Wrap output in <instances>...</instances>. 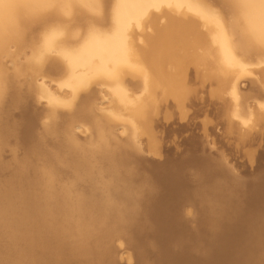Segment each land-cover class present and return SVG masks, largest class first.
Instances as JSON below:
<instances>
[{
  "label": "bare ground",
  "instance_id": "6f19581e",
  "mask_svg": "<svg viewBox=\"0 0 264 264\" xmlns=\"http://www.w3.org/2000/svg\"><path fill=\"white\" fill-rule=\"evenodd\" d=\"M168 5H170V7H166ZM145 14H146L145 20L149 23H152L153 28L151 33H146L144 35L145 37L144 43L142 42V45L138 49L143 56L142 57L140 54V56L142 57L139 58L141 59V63H139V59L137 58L138 61L137 63L135 62L136 65H134V63H132L131 61V59L135 58L133 56L134 54L129 55V52H127L130 46L133 48L132 39L129 40L128 38L129 36L131 37L132 31L131 30L129 31L128 29L129 26L132 24V22H138L139 19L142 18V16H144ZM202 17L204 18L207 17L208 19L214 20L213 25L214 26L217 25L216 30L214 32L209 31L210 28L208 29V27H206L208 30L204 28V30L206 31H202L203 29L201 30V28H199L201 27L200 26L201 23L199 22V20ZM163 18L165 19L164 23L162 24L156 23L158 19H163ZM176 41L185 42V45L180 44V46H186L185 50L187 49L190 51V48H193L192 49L193 51H190L192 52L190 53L192 54L190 56L192 57L193 62L195 61L198 65L201 64L200 66L203 67L204 71H201L203 69H201L200 67L201 72L199 75L201 77L202 75L209 74L215 78L214 80L217 79V85L218 84L220 85L221 83L223 84L224 88L228 90L229 96L226 93L227 92L226 89L224 95L226 97L232 98L233 103H230L232 100H229L230 101L229 103L230 105L232 104L231 107H233L234 105L236 107V108L235 107L232 108L233 110L235 108V111H230L231 107L230 108L227 107V109H230L228 111L235 112L234 114H236L237 117L240 116L239 118L241 120H243L245 117H248L250 113L249 110L250 105L245 103L246 102L245 99L241 96L242 93L241 90L239 89V84L241 82L240 77L243 76L242 72L245 71L244 67L248 64L259 65L257 67L255 66L253 68V71L256 72L257 75L260 74L262 76L261 78L262 81H264V65L262 64L264 63V0H0V104L2 98L5 96L6 89H8L7 86L9 85V83L15 78L21 76H24L23 78L26 77L25 79H27L26 81H28V83L26 84H28V87L31 89L35 101L41 103H43L44 101L43 106L45 105V108L43 110L40 109L34 113H32L31 111V114L29 115L31 117V120L27 122L23 121L20 124L17 123V126H14V128L16 129L18 125L19 126L22 125L21 128L25 126L24 133H27L28 135L32 133L33 124L35 123V121L41 118L42 120H44L45 118L43 122L44 124L43 133L53 136L55 135L57 137H62L60 141H62L63 143H59V148L60 150L62 148H66L65 149L67 151L66 155L68 156V159H66V157L64 156L65 152L64 154L62 153V155L60 152L49 153L47 154L46 157L50 161L54 160L53 162L56 163V166L54 165V163L48 162V160H47V164L45 165H40L41 164L40 162L39 165H36V162H34L35 164L32 165L31 163L32 166L31 168H29L32 170L28 169L29 171L27 172L25 171L26 173L25 172L23 173V170L22 172H20L21 176H23L21 178L24 179L22 183L21 181L19 180L17 181L16 179H14L17 182H12V183L7 182L9 184L5 186V183L2 182L4 180L1 181L2 184L4 183V186H2L1 184L2 187H0V264H33V261L35 260H39L38 262L39 264L42 263L55 264L54 262H56V264H115L116 259L115 256L112 254V251L113 252L116 251V249H114V247L116 246H114L113 239L115 238V236L117 237L118 233H119L118 236L119 237L121 236V238L123 239L122 236L123 233L119 232L122 230H124V233L125 231L128 230V233L131 234L130 236L137 235L138 238H136L137 236L135 237L133 236L134 238L137 239V242L135 243L141 245L142 247L143 246L148 247V245L149 246L153 245V248H155L154 246H156L155 249H157V251L155 252V249H153L155 253L152 256L154 259H156V264H264V254L263 255L258 254V252L260 251L264 252V199L261 200L263 202L259 201L260 203L256 205L260 196L263 195L264 197L263 178L260 181L256 179V181L258 182H255L253 180L255 182L254 185L255 190L253 191L249 190L252 191V193L249 192L250 195L248 194L249 195L247 200L248 203L247 201L244 202L247 203V205L244 208L240 206L242 208L240 209V207H238L237 209V207L235 206V208L237 209L236 211H233L235 210L233 208H232L233 209L232 213H230L229 211L231 210V206H233L231 205V200H232L231 198L233 197L231 195L234 189L236 192L237 189L235 187L232 191H229V193L231 192V195L228 193V195L230 196H228L227 194H226L227 196L224 195V197H231L230 200L227 199L228 201H223V202L218 201L219 202V204L217 205L218 207L217 206L215 207L219 209V210L217 209L218 211H213L215 210L213 209V207H211L213 210L209 212L207 209H205L208 212L207 216L203 215L205 213H203L202 215L206 217V219L205 220L203 219L204 221H199L200 224H198L197 226L195 225V227L194 226L191 227V225L189 227L184 219L185 216H183L182 214L183 210H180V206H178V203L175 206V202H177V200L175 202L173 201L174 202V206L172 207L173 209H171V207L168 206L170 205L171 199L174 200L173 199L174 197L177 199V197H180L181 194L183 195L187 194L188 196L190 195L188 194L187 191V189L190 188H187L184 182V179L186 178L185 175H183L184 179H182L183 177L180 179V177H178L179 175L176 176L177 172L176 174H174L175 172L173 173L171 171L172 169L164 170V168L166 167L164 168L160 167L164 170L162 172L160 169L162 175L158 178L159 175L158 174L156 178L157 180L152 181L149 179H151L152 177L153 179H155L154 176L156 175L152 177L146 176L144 178L141 176L143 173L141 172V174L138 175L137 173L138 170L137 169H136L137 171L134 170L133 169L134 167L131 169L132 170L131 172L126 170L128 174L127 172L126 174L122 172V169L127 168L126 165L128 163L127 162L128 160L125 156L126 152L123 153L122 151L123 150L122 148L126 147L123 145L126 144L121 143L123 147H120L121 144H116V142L114 143L113 140L117 138L116 136L118 134L122 136L125 134L124 136L127 143L130 144L138 152L139 146L137 142L141 141L142 138L138 140L137 134H139V132L141 131L137 133V130L141 128L140 125L142 126L143 124L142 127L146 128L145 131L147 132L151 131L150 124H147L150 127L149 126L148 128L145 127L147 122L146 121L144 124L145 119L147 118V120L149 121L150 117L152 116L150 114H152V112L155 113L157 110L159 111L160 109L159 106H161V103H163L161 101L165 100V98L167 97L166 93L170 92L168 91V88L172 89V87H168L169 83L175 85V82L173 81L174 77L172 76V74L174 75V73H176L179 69L181 71H184V69H181L184 65L182 64L183 66H181L180 68V63L178 61L179 59L177 57L178 55L174 54L176 53L175 50L178 45L177 44L175 46ZM134 47H138V46H134ZM198 49H202L201 50L202 52H199ZM183 52L184 51H182V53ZM164 59L166 60L163 61ZM175 59H178L177 60L178 63L176 62ZM190 59H188V63ZM135 60L133 59V61ZM166 61L170 62L168 63L169 66L172 64L173 61L174 66L171 65L173 69L169 68L168 65L165 66L163 64L166 63ZM182 62L183 61H181V63ZM198 65L196 66L195 64V67L197 68ZM192 66L193 65H191V67ZM188 69H186V71H188ZM195 70L197 71V69ZM165 71L166 73L168 71L169 73L172 72L171 75L167 73L166 77L168 76H172V77L169 78L164 77V74L166 75V73H164ZM202 72L203 73L206 72V74L205 73L202 74ZM178 73L179 72H177V74ZM197 73L195 74L193 71L194 76L193 75L192 76L198 79L199 76H197ZM180 74L181 73H179V75ZM183 74H185V71ZM186 75L189 76L188 74ZM183 77L185 76L183 75ZM203 78L206 79L205 77ZM203 78H201V80L198 81L200 82V84L198 83L199 86L205 84L203 83L201 85V81ZM179 80L181 81V78ZM194 80L195 79H193V81ZM250 80H256V78L251 77ZM176 82L178 83L179 81ZM261 83L263 84V82ZM261 83L260 86L262 85ZM213 84H215V82H213ZM212 85L211 86L209 84L206 85L209 87L208 90L206 89V91L211 90L209 91L210 94L207 92L209 96L213 93L212 91L214 90V88L213 89L211 88ZM195 86L196 88L198 87L197 85ZM195 86H192L193 87L192 89H194ZM223 86L221 85V87L218 89L221 90ZM175 87L177 88V84ZM181 87L184 88V85ZM181 87L178 86V90L181 89L183 91V88ZM188 87L190 86L185 87L184 90L187 89ZM107 88L111 89V92L118 96L117 101H115L116 104H118L117 103L118 100L119 102L121 101L122 103H125L123 102V100L126 101L127 99V94L125 90L129 88H133L135 91L140 90L144 92V96L137 99L135 104L132 105V109H130L132 115L137 116V118L135 117L134 119L133 117H131L133 120L136 119V121H133L132 119L124 120L125 118L123 119L122 116H120L122 118L121 120H118L116 118L114 119L111 116L112 113H108L109 111L105 109L106 102L104 100V97L107 93ZM199 88L201 89V87ZM205 88L206 87H203V89ZM263 88H264V84H263ZM174 90L175 89H173V91ZM190 90L191 89H189V92L187 91V93H192V91ZM177 92L180 93L179 91ZM194 92L196 94V91ZM187 93L185 92V94ZM197 93L200 94L201 92L199 91ZM215 93L221 94L220 92H215ZM251 93L253 95V92ZM171 94L173 95V92ZM175 94L176 93H174V95ZM182 94L183 97L186 98L185 97L186 95L184 96V93ZM199 94L195 95L196 98L202 95V93L200 96ZM204 94L205 92H203V95ZM162 95L164 99L162 97L161 100V98L158 97ZM169 95L170 94H168V96ZM172 95H170V98L173 97ZM195 96L194 98L192 97V99L195 100ZM181 97L182 96H180V98ZM216 98L219 99L218 97ZM229 98H227L226 101ZM158 99H160L161 101ZM198 99H196V102L198 101ZM209 99L210 101H212L211 96L209 97ZM222 99L224 100V97ZM261 99L264 100L263 98ZM157 100L160 103L159 102L156 103ZM166 100L168 101V99ZM174 102L172 100V104ZM263 102L264 101H262L261 105H263ZM164 103L167 102L165 101ZM182 103L180 102L178 103L179 107L183 106L181 105ZM229 103L227 101V105ZM208 104L210 105L211 103ZM166 105L165 107H163L165 108L162 110L163 112L169 110L168 108L171 107L170 105V107L168 106V108H166ZM176 105H174L176 107V110H180L178 109L179 107ZM22 106L25 109L27 108V104H22ZM162 106L164 105L162 104ZM184 107H186L187 109L186 105H184ZM223 108L224 107H222V109ZM255 108L257 107L255 106ZM216 109L214 110V112L213 109L212 110L210 109L209 111L210 112L212 111V113L215 115L216 114L215 111L217 112ZM122 110L125 112L128 111V108H122ZM261 110L262 109H260V111ZM118 111L120 112V110ZM172 111L173 110L171 107V112ZM260 111L257 112V114H259ZM168 112L169 111H167V113ZM206 112L209 113L208 111ZM226 112L227 110L225 109L224 111L225 114H222L223 112L221 113L223 115L222 117L226 115ZM254 112H253L254 119L255 117L257 118L260 116V115H256ZM262 112H264V110ZM186 113L183 112V114ZM156 114L157 113H155V115ZM170 114L172 113L169 112L168 116ZM227 114H229V112H227ZM149 115L150 117H148ZM114 116H116V114ZM181 116L182 114L180 115V117ZM211 116L213 115H209L210 119L212 118ZM156 118H158V116ZM260 119L264 120L263 116H261ZM216 120L213 122L215 123L219 122L218 120L217 121ZM259 120L257 119L255 120V122L256 123L258 122L259 124L253 125V123L251 122L253 127L255 125H257L258 127L260 125L261 120L260 122ZM212 121L210 123H212ZM222 122L223 120L221 121V123ZM137 123L139 124L138 126ZM166 123L164 125H166ZM156 124H157V120H156ZM202 125L204 124L202 123ZM231 127L232 126H230V128ZM168 128L170 129V127ZM77 130L80 131V135H82V133L86 135L87 139H85L86 140L85 142L79 141L77 135V132L79 133V131ZM245 130L243 131L244 133ZM229 131L233 132L231 130ZM249 131L247 132L248 134H250L251 132L252 134L256 132V131L253 132L252 130L251 132ZM143 132H141V134ZM230 132L228 133L227 131V133L230 135L236 133L235 130L233 133ZM243 132L240 131L241 137L244 134ZM145 133L143 135H145ZM38 134L41 135L40 133ZM154 134L156 133L154 132ZM248 134L247 136L250 137V135ZM254 134L253 136H255L257 133L255 135ZM236 135L235 138L234 136H232V140L236 139ZM175 136L178 137L177 135ZM237 138L239 139V137ZM13 139L15 138L13 137ZM121 139L122 138H120V140ZM245 139L244 141L250 142V140H248L249 139L248 137H245ZM229 140L230 138L227 140L228 144L230 143ZM116 141L117 143L120 142V141L118 142V140ZM244 141H242V143ZM255 141L256 140L254 139V142ZM197 142L198 141H196V143ZM249 142L247 143L250 144ZM254 142L251 143L253 144ZM13 143L16 142L14 141ZM146 144L148 146V143ZM234 144L235 143H233V145ZM14 146H16V144ZM14 146L10 148L12 149L14 148ZM245 146L248 148L247 145ZM4 147L6 146H2L1 148ZM150 147L152 146L150 145ZM260 147L263 148L262 146ZM53 149H51V151ZM21 150H24V148L22 149L21 147ZM237 150L234 151L237 152ZM248 150L247 152H249ZM254 150H252L253 155L255 153ZM13 151H16V149ZM15 153L12 152L11 155L14 154L15 157L16 155ZM256 153H261V152L256 151ZM35 155H32V157ZM119 155H124V157L123 156L119 157ZM247 155H251V154L248 153ZM253 155H251L252 158ZM141 156L142 155H140L139 157ZM242 156H244V153ZM18 157L20 158V156ZM191 157L189 159H191ZM0 159L2 160V158ZM11 159H13V156L9 160L11 161ZM185 159H188V157ZM23 160L25 161V159ZM98 160L99 161L101 160V162L96 165L95 163L96 161L98 162ZM132 160L133 159H130V161ZM205 160L207 159L203 158L202 161L198 159L197 162L198 164H201V166L202 164L205 166L206 163ZM208 160L210 161V159ZM218 160H221V158H219ZM143 161H145V159ZM217 161L215 160L216 163ZM102 163L103 166L108 169L109 172L108 176L110 177L107 176L106 173L107 169L104 172L106 175L104 174L103 176L102 174H100L101 171L103 172V170H101L103 168L102 166H100V164ZM194 163L195 161H193V166ZM244 163L245 162L242 163L243 166ZM13 164L11 166H13ZM63 164L64 165L67 164V167L68 166L70 167V168L68 167L67 170L70 169L71 171L70 174L71 173L73 174L72 175L73 178L69 177L70 178L69 179V178H62V176H59L62 175L63 172L62 173L60 171L57 172L56 167L59 168ZM181 164H183V162ZM129 165L132 164L129 163ZM163 165L167 166V163ZM63 166L62 169L64 168ZM146 166H148V170L150 171L152 170L149 169L151 165L150 166L146 165ZM198 166L199 165H197L195 169L199 168ZM215 166L216 167L213 168H211V166L208 165L206 166V168L208 169L207 170L209 174L208 176L205 175L207 172L205 174L203 172L205 177L207 176L206 177L208 178L207 180H210V182L211 181L214 182V184L217 181L215 175L219 173L221 176L224 175L225 177L229 173V172L227 173L226 169L222 167L221 162H220V166L219 165H215ZM251 166L252 165H250V168ZM21 167L23 168L24 166L21 165ZM12 168L13 167H10V169ZM14 168H16V166ZM152 168L154 169L153 166ZM158 169L159 168H157V170ZM8 172L11 171L8 170ZM12 172H14V170H12ZM16 172H17V168H16ZM121 172L123 174H121ZM145 172H147V170ZM156 172L158 173V171L155 170V173ZM198 172H200V170ZM203 174L201 177H204ZM192 175L194 176L196 175V173L195 174L192 173ZM105 176H107V178H104ZM236 176L237 175L233 177H235V179H238L236 178ZM7 177L5 178L8 179ZM10 177L11 176H9V178ZM189 177L187 178L188 182H190L191 180ZM231 177L232 176H229V179ZM218 179L221 178L218 177ZM195 180L197 182V179ZM239 180L242 181V178ZM86 181L88 182L86 183L88 184L87 189L80 187L82 185H79V183L82 182V184H84ZM198 181H200V179ZM204 181L201 182H204L203 184H206L207 182L206 179ZM210 182H208V184ZM218 183L221 184L220 182ZM227 183L229 184L228 181ZM230 183L232 182L230 181ZM214 184H212L213 186L210 185L209 187H213L211 189H214L215 186ZM219 184L217 185L216 183V186H219ZM246 184L248 185V183ZM200 185H202V183ZM247 185H243V188L246 187ZM252 186L253 185H250L248 188L250 189V187ZM223 187L226 188L225 186ZM193 188L195 189V187ZM217 189L220 188L218 187ZM217 189H215L216 193L218 194V196H221L223 192L220 190V193H218ZM245 189L247 188H244L243 190L245 191ZM206 190L208 189L206 188ZM171 191L173 192L172 194L170 193ZM224 191L228 192V190H224ZM201 193L203 192L201 191ZM208 193L211 194L210 191H208ZM241 193L244 194V192ZM187 195H184V199ZM209 196L208 198L210 199ZM211 196L212 198L213 197L215 198V202L216 199H219L217 198L218 196L216 194ZM242 196L243 195H241V197ZM203 197H205V195ZM208 198L206 199V201L208 200ZM236 198H240V197L236 196ZM142 199L143 200L145 199L147 201L145 205L146 207H149V209H151L150 213L148 212L149 217L147 218L149 220L148 221L149 224L152 223V221L155 222L154 229L152 230L150 227V230L152 231L151 234L149 229H147L149 227L148 226L149 224L147 226L145 225L146 230L145 232L143 231L144 233L142 232V228H143L142 225L144 224L138 225L139 224L138 223L136 226L134 225L135 218H137V215L140 212L137 207H139L140 204L142 205L143 203V202L141 203ZM197 199L198 198L196 197L195 200ZM137 201H140V204L139 202L137 204L136 203ZM190 201H192V199H190ZM173 202H171V204ZM235 203L236 202H234V205ZM143 206L141 208H143ZM187 207L185 206L186 209ZM168 208H170L171 211ZM196 208L199 209L201 207L199 206ZM211 208H209V210ZM144 209L147 210L148 208H144ZM198 209H196L197 212H199ZM187 210H191V208L188 207ZM141 213L143 212L141 211ZM194 217L195 216L193 215L192 218ZM197 219H199V217ZM200 220H202V217L200 218ZM200 230H202L204 234ZM146 231L147 234L149 231V236H146L145 234ZM198 232H200V234H198ZM127 234L126 235L123 234V235L127 237ZM130 236L128 237L130 238ZM131 241L130 242L128 241L129 243L126 245H130V243L133 244V240ZM260 241L261 243L257 244ZM53 244H55L54 245L55 248L56 246H58V249L60 248V250L56 252L49 251V247L50 246L52 247ZM174 246L175 247L177 246L178 248L174 250L173 249ZM116 248H118V246ZM134 248L139 249L140 247L137 248L134 247ZM151 250H152V246H151ZM137 251L135 252L136 254L140 252L139 251L137 253ZM141 252L144 253L143 251ZM256 253L259 256H261V258L263 259H259L260 257L258 258V255L257 257L253 256ZM136 254L134 256H136ZM148 254L149 253H146L145 255L142 254V256H138L139 258L135 257L136 260L137 259L139 260L138 264H148V262L150 264L153 258L149 260V257L151 256H149ZM245 254H248V256L251 255L253 257L250 258V260L247 258L246 259L247 261H244L243 257L245 258ZM35 262L37 263V261Z\"/></svg>",
  "mask_w": 264,
  "mask_h": 264
},
{
  "label": "rangeland",
  "instance_id": "374dc122",
  "mask_svg": "<svg viewBox=\"0 0 264 264\" xmlns=\"http://www.w3.org/2000/svg\"><path fill=\"white\" fill-rule=\"evenodd\" d=\"M166 7H170V5H168V6H166ZM145 17H146V14L144 15V16H142V18H140L139 19V21L138 22H132V24L129 26V31L131 30L132 31V34H131V37L129 36L128 38H129V40H131L132 39V44H133V48L130 46L129 48H128V50H127V52H129V55H131V54H134L133 56L135 57V58H133L135 61H133V59H131V61H132V63H134V65H136L135 64V62L137 63V58L139 59V58H142L143 56H142V53L141 52H139V47L142 45V42L144 43V40H145V37H144V35L146 34V33H151L152 32V28H153V24L152 23H149V22H147L146 20H145ZM207 17H202V18H200V20H199V22L201 23L200 24V26L201 27H199V28H201V30L202 31H206V30H204V28L205 29H207L206 27H208V29H209V31H211V32H214L215 30H216V23H215V25L216 26H214L213 24H214V20H211V19H206ZM164 21H165V19L163 18V19H158V21L156 22L157 24H162V23H164ZM210 25V26H209ZM215 29H214V28ZM207 29V30H208ZM182 41V40H181ZM181 41H176V44H175V46L177 45V47H176V50H175V52L176 53H174L175 55H178L177 57H178V59H175L176 60V62H177V60L179 61V63H180V68H181V66H183L181 69H184V71H185V74H183L184 73V71H181L180 69V71L178 70L177 72H179V73H181L180 75H179V73L177 74V72L176 73H174V75L172 74V72H170L169 73V71L167 72L168 74H172V76L174 77V79L173 78H170V79H173V81L175 82V85L173 84H171V83H169V86L168 87H172V89L171 88H168V91H170L168 94H170V95H172L171 93L173 92V97L175 98H173V97H171L170 98V95L168 96V94L166 93V95H167V97L165 98V100H163V101H161L162 100V97H163V95L162 96H160V97H158V98H161V100L160 99H158V100H160L161 102H163V103H161V106H162V104L164 105V106H159V108L161 109H159V111L157 110L155 113H157L156 115H155V113L154 112H152V114H150V115H152L153 116V113H154V116L152 117H150V115L148 116V117H150V119H149V121L151 120V118H152V120L149 122L148 120H147V118L145 119V121H144V124H145V122L147 121V122H149V123H147L146 122V125L147 124H150L151 125V127L149 126V125H145V127H147L148 128V126L151 128V131H149V132H147V131H145L146 130V128H144V127H142L143 126V124H142V126L140 125V127L141 128H139V129H142V130H139L138 129V127H137V133L139 132V131H141V132H143L142 134H141V132H139V134H137V137H138V140L140 139V138H142L141 139V141H138L137 143H138V146H139V150H138V152H137V150H135L130 144H128L127 143V141L125 140V134L122 136V135H117L116 137V139H114L113 140V142L115 143L116 142V144H121V143H123V144H126V145H123V146H126L125 148L122 146V144H121V146L120 147H123L122 149V151H123V153L124 152H126L124 155L126 156V158H127V165H126V167L128 168H125V169H122V172L123 173H125L126 174V170H128L129 172H131L132 170V168L134 169V170H136L137 171V173H138V175H140L141 174V172L143 173L141 176L142 177H152V176H154V175H156V176H154V178L155 179H153V177L151 178V179H149V180H157L156 178H157V175H158V178L162 175V172L166 169V170H169V169H172L171 171L174 173V174H176V172H177V174H176V176L177 175H179L178 177H180V179L182 178V179H184V176L183 175H185L186 176V178L184 179V182H185V184H186V186H187V188H190V189H187V191H188V194H190L189 196L187 195V194H184V195H187L186 197H185V199H184V195L183 194H181L180 195V197H182V198H180V197H177V199L174 197L173 199L174 200H172L171 199V201H170V205H168L169 207H171V209H173L172 207L174 206V202L177 200V202H175V206H176V204L178 203V206H180V210H183V212H182V214H183V216H185L186 218H187V220H186V218L184 217V219H185V221H186V223H187V225L190 227V225H191V227H195V225L197 226L198 224H200L199 223V221H204L205 219H206V217H204L205 215L207 216V213L209 212V211H211V210H213V209H215V210H213V211H218L219 209L218 208H215L218 204H219V202H223V201H228V200H230V198L231 197H224V195L225 196H227L228 195V193H229V191H232L235 187H236V189L237 190H243L244 188H247L248 189V191H247V189H245V191L243 190V191H240V193L241 192H244V194H246V195H244V194H240L239 193V191H237L236 190V192H235V189L232 191L233 193H232V195H231V192L229 193L231 196H233L231 199V205H233V206H231V210H229L230 211V213H232V210L233 209H235V210H233V211H236L237 209H238V207H240V206H242L243 208L247 205V203H248V196L250 195V193L249 192H251L252 193V191L253 190H255V182H258V181H260L262 178L264 179V152H262V151H264V129H262V128H264V123H263V119H260L261 118V116H263V118H264V114H262V113H264V112H262L263 110H264V102H263V105H261L262 104V101H264V100H262L261 98H263L264 99V88H263V84H264V81H262V76L260 75V74H258L257 75V73L256 72H254L253 71V68L256 66H259V65H255V64H248V65H246L244 68H245V71L244 72H242V74H243V76H241L240 77V84H239V89L241 90V93L243 94H241V96L245 99V103H247L248 105H250L249 106V110H250V113H249V116L248 117H245L243 120H241L239 117H237V115L236 114H234L235 112H230V111H235V105L233 106V107H235L234 108V110L232 109L233 107H231L232 106V104L230 105V103H233V100H232V98H229V97H226L224 94H225V91L227 90L226 88H224V86H223V84H221L220 83V85L218 84L217 85V79L216 80H214L215 78L213 77V76H211V75H209V74H207V75H202V77L199 75L200 74V72L201 71H204V69H203V67L202 66H200L201 64H197L195 61L193 62V59H192V57L190 56V55H192V54H190V53H192V52H190V51H193L192 49L193 48H190V51L189 50H185V48H186V46H180V44H183V45H185V42H181ZM134 46H138V47H134ZM180 47V48H179ZM137 48V49H136ZM199 50V52H202L201 50L202 49H198ZM197 50V51H198ZM137 51V52H136ZM182 51H184L183 53H182ZM189 51V52H188ZM187 53H189V54H187ZM194 53V52H193ZM140 54H141V56H140ZM195 54H197V53H195ZM184 56V57H183ZM185 56H186V58H185ZM191 58V59H190ZM188 59H190V61H191V63H190V61H189V63H188ZM166 59H164L163 61H165ZM162 61V62H163ZM181 61H183V62H186V63H181ZM193 62V63H192ZM139 63H141V59H139ZM167 63V64H166ZM166 63H163L165 66H167L168 65V63H170V62H167L166 61ZM178 63V62H177ZM187 63H188V65H187ZM174 63H173V61H172V64L171 65H173ZM183 64V65H182ZM195 64H196V66L198 65V67L196 68L195 67ZM263 65H264V63H262ZM171 65L169 66V68H172L171 67ZM187 65V66H186ZM191 65H193L192 67L194 68H192L191 67ZM174 66V65H173ZM185 66H186V69H188V71H186V69H185ZM192 68V70H191V68ZM200 67H201V69H203V70H201L200 71ZM173 69V68H172ZM195 69H197V71L195 70ZM198 69H199V71H198ZM193 71H194V73L196 74L197 72H199V73H197V76H199V80L197 79V78H194L193 76ZM190 74H189V73ZM192 72V73H191ZM164 73H166V71L164 72ZM167 73H166V75L164 74V77H166L167 76ZM205 74H206V72H204ZM203 72H202V74H204ZM175 74H176V77H175ZM186 74H188L189 76H187ZM178 75H179V77H178ZM182 75V76H181ZM183 75L186 77H183ZM193 75V76H192ZM172 76H168V77H166V78H169V77H172ZM181 76V77H180ZM209 76V77H208ZM24 76H21V77H18V78H15V79H13L10 83H9V85L7 86V88L8 89H6V93H5V96L2 98V101H1V104H0V158H2V160L0 159V164H3V165H0V187H2V186H4V183H5V186L7 185V184H9V183H12V182H17L18 180L19 181H21V183H22V181H24V179L23 178H21V177H23V176H21V174H20V172H22V170H23V173L26 171H29V170H32V169H29V168H31V166L32 165H34L35 163L34 162H36V165H39L40 163V165H45V164H47V160H48V158L46 157L47 156V154H49V153H58V152H60L61 153V155H62V153L64 154V152H65V154H64V156L66 157V159H68V156L66 155L67 154V151L65 150L66 148H62L61 150H60V148H59V143H63L62 141H60V139H62V137H57V136H53V135H49V134H46V133H43V126H44V124H43V122H44V120H45V118H44V120H42V118L41 119H38V120H36L35 121V123L33 124V128H32V133L31 134H28L27 135V133H24L25 132V126L23 127V128H21V126H19L18 125V127L15 129L14 128V126H17V123H21V122H23V121H30L31 120V117L29 116L30 114H31V111H32V113H34V112H37L38 110H43L44 108H45V105L43 106V103H44V101H43V103H41V102H37V101H35V98H34V95H33V93H32V91H31V89L28 87V84H26V83H28V81H26L27 79H25V78H23ZM183 77V78H182ZM203 77H205L206 79H204ZM207 77H208V80H207ZM251 77H254V78H256V80H250V78ZM177 78H178V80H177ZM181 78V81L179 80ZM192 78V79H191ZM201 78H203L202 79V81H201V85L203 84V83H205V84H203L202 86L203 87H206L205 89H203V87L202 86H199V84H200V82H198V81H200L201 80ZM190 79V80H189ZM193 79H195L194 81H193ZM16 80V81H15ZM187 80V81H186ZM204 80V81H203ZM22 81V82H21ZM176 81H179L178 83L176 82ZM184 81V82H183ZM188 81H189V83H188ZM190 81H191V83H190ZM207 81V82H206ZM15 82H17V83H15ZM20 82V83H19ZM187 82V83H186ZM213 82H215V84L217 85V86H219V87H217L215 84H213ZM252 82V83H251ZM261 82H263V84L261 83ZM180 83H182L183 85H184V88L185 87H187V86H190V87H188L187 89H185L184 90V88L183 87H181V86H183L182 84H180ZM185 83V84H184ZM199 83V84H198ZM209 84L210 86L212 85V89L214 88V90L212 91L213 93L210 95L211 96V100L212 101H210V99H209V91H211V90H209V91H206V89L208 90V86H206L207 84ZM219 83V82H218ZM260 83L262 84L261 86H260ZM20 84V85H19ZM176 84H177V88L175 87L176 86ZM187 84V85H186ZM193 84V85H192ZM197 85L198 87L196 88V86L195 85ZM13 85V86H12ZM172 85V86H171ZM221 85L223 86L222 88H221V90L220 89H218V88H220L221 87ZM178 86H180L181 88H183V91L181 92L180 90H178ZM192 86H195V88L194 89H192L193 87ZM217 87V89H216V87ZM18 87V88H17ZM175 87V88H174ZM199 87H201V89L199 88ZM256 87H258V88H256ZM259 87H261V88H259ZM224 88V89H223ZM256 88V89H255ZM171 89V90H170ZM173 89H175L176 90V92H175V90L173 91ZM189 89H191L190 91H192V93H187V91L189 92ZM200 89V90H199ZM226 89V90H225ZM262 89V90H261ZM187 90V91H186ZM215 90H218V91H215ZM10 91H11V93H10ZM172 91V92H171ZM177 91H179L180 93H178ZM194 91H196V94H199V93H197V92H201L202 93V95H201V93L199 94V96L200 97H198V98H196V94H195V92ZM243 91H246V92H243ZM262 91V92H261ZM125 92H126V94H127V99H126V101L125 100H123V102H125V103H122L121 101V103L119 102V100H118V104H116L115 103V101H117V99H118V96L116 95V94H114V93H112L111 92V89H108L107 88V93H106V95H105V97H104V100H105V102H106V110L107 111H109L108 113H112V117L115 119H118V120H121L122 118L124 119V120H128V119H132L131 117H133V119L136 117L137 118V116H134V115H132V113L130 112V109H132V105L133 104H135V102H136V100L137 99H139L140 97H142V96H144V92H142V91H138V90H134L133 88H129V89H127V90H125ZM185 92L187 93V94H185ZM203 92H205V96L203 95ZM209 94H208V93ZM215 92H220L221 94H219V93H215ZM251 92H253V95H252V93ZM174 93H176V94H178V95H174ZM182 93H184V96L186 97V98H184L183 97V94ZM207 93V94H206ZM227 95H228V90H227ZM19 96H18V95ZM195 94V95H194ZM215 96H214V95ZM246 94V95H245ZM248 94V95H247ZM22 95V96H21ZM188 95V96H187ZM192 96L193 98H194V96H195V100L194 99H192V97H190V96ZM207 95V96H206ZM216 95H218V96H216ZM180 96H182L181 98H180ZM202 96H204V97H202ZM229 96V95H228ZM245 96V97H244ZM250 96V97H249ZM176 97H178V98H176ZM202 97V98H201ZM213 97H214V99H213ZM216 97H218L219 99H217ZM224 97V100L222 99ZM230 97H231V95H230ZM259 99H258V98ZM189 98V99H188ZM203 98H205V99H203ZM221 98V99H220ZM227 98H229L227 101H228V103L230 102L229 100H232L228 105H227V101H226V99ZM163 99H164V97H163ZM166 99H168V101L166 100ZM170 99H172L173 100V104H172V100H170ZM177 99V100H176ZM196 99H198V103L196 102ZM203 99V100H202ZM157 100V102L156 103H158L159 101ZM192 100V101H191ZM200 100H201V102H200ZM220 100V101H219ZM222 100V101H221ZM167 102V103H164V102ZM188 101V102H187ZM190 101V102H189ZM208 101H210V102H208ZM259 101V102H258ZM34 102V103H33ZM182 103L181 105H183L182 107H184V105H186L187 106V109H186V107H184V108H182L181 106V108L179 107V105H178V103ZM184 102H186V103H184ZM222 102H224V103H222ZM226 102V103H225ZM13 103H14V105H15V108H14V105H13ZM27 104V108L25 109L23 106H22V104ZM32 103V104H31ZM116 105H115V104ZM119 103H120V105H119ZM160 103V102H159ZM170 103V104H169ZM191 103V104H190ZM194 103V104H193ZM202 103H204V104H202ZM208 103H211L212 104V106H211V104L209 105ZM214 103V104H213ZM219 103V104H218ZM259 103H260V106L262 107H260L259 106ZM167 104V105H166ZM169 104V105H168ZM177 104V105H176ZM201 104V105H200ZM215 104H216V106H215ZM225 104V105H224ZM254 104H256V105H254ZM258 104V105H257ZM9 105V106H8ZM114 105V106H113ZM157 105V104H156ZM155 105V106H156ZM165 105H166V108H168V106L170 107V105H171V107H172V112H171V107L170 108H168L169 110H166L165 112H163L162 110L163 109H165V108H163V107H165ZM174 105H176V106H178L179 108L178 109H180V110H176V107L174 106ZM193 105V106H192ZM206 105H208V106H206ZM227 105V106H226ZM230 105V106H229ZM252 105V106H251ZM254 105V106H253ZM12 106V107H11ZM116 106V107H115ZM157 106V107H158ZM190 106V107H189ZM198 106V107H197ZM221 106V107H220ZM255 106L257 107V108H255ZM116 109H115V108ZM120 107H122V108H128V111H123L122 110V108H120ZM189 107V108H188ZM207 107H209V108H207ZM217 110V112H219V113H217L216 111H215V115L212 113V111L210 112L209 110L211 109H213V112H214V108ZM218 107H220V108H218ZM222 107H224L223 109H222ZM227 107L228 108H230L231 107V110L230 109H227ZM193 108V109H192ZM252 108H253V110H252ZM259 108V109H258ZM5 109V110H4ZM120 110V112L118 111V110ZM155 109V108H154ZM208 111L209 113H207L206 111ZM208 109V110H207ZM220 109V110H219ZM225 109L227 110V112H229V114H227V112H226V118H225V116L224 117H222L223 115L222 114H225L224 113V111H225ZM254 109H256V110H254ZM258 109V110H257ZM260 109H262L261 111H260ZM127 110V109H126ZM176 110V111H175ZM187 110H188V112H187ZM203 112H202V111ZM224 110V111H223ZM228 110H230V111H228ZM153 111H155V110H153ZM167 111H169L170 113H172V114H170L169 116H168V113H167ZM191 111V112H190ZM201 111V112H200ZM206 113H205V112ZM255 111V112H254ZM260 111V113L262 114H257V112H259ZM10 112V113H9ZM19 112V113H18ZM127 112V113H126ZM161 112H163V113H161ZM174 112V113H173ZM178 112V113H177ZM183 112L184 113H186V114H183ZM223 112V113H222ZM253 112L256 114V115H260L259 117H255V119L253 118L254 117V115H253ZM28 113V114H27ZM203 113H204V115H203ZM222 113V114H221ZM2 114V115H1ZM10 114V115H9ZM116 114V116H114V115ZM159 114V115H158ZM165 114V115H164ZM174 114V115H173ZM179 114V115H178ZM182 114V116L180 117V115ZM161 115V116H160ZM167 115V116H166ZM173 115V116H172ZM193 117H192V116ZM209 115H213V116H211L212 118L210 119V117H209ZM218 115V116H217ZM220 115V116H219ZM120 116H122V118L120 117ZM158 116V118H156ZM163 116V117H162ZM178 116V117H177ZM185 116H186V118H185ZM195 116V117H194ZM200 116V117H199ZM229 116V117H228ZM252 116V117H251ZM117 117H120V118H117ZM154 117H155V119H154ZM168 117V118H167ZM173 119H172V118ZM213 117H214V119H213ZM218 117V118H217ZM222 117V118H221ZM15 118V119H14ZM171 118V119H170ZM178 119V120H176V119ZM194 118V119H193ZM196 118H198V119H196ZM216 118H217V120L219 121V122H213V121H215L216 120ZM220 118H221V120H220ZM230 118V119H229ZM132 119V120H133ZM163 119V120H162ZM165 119V120H164ZM167 119V120H166ZM169 119V120H168ZM180 119V120H179ZM183 119V120H182ZM212 119H213V121H212ZM254 119V120H253ZM261 120V122L263 123H261L260 122V120H259V122H260V127H262V128H260L259 126L257 127V125H255L254 127H256V128H254L253 127V125L254 124H259L258 122L256 123L255 122V120ZM3 120H5V121H3ZM132 120H129V121H132ZM156 120H157V124H156ZM187 120V121H186ZM216 120V121H217ZM223 120V122L221 123V121ZM225 120V121H224ZM230 120V121H229ZM255 122H253V121ZM263 120V121H262ZM5 122V123H3V122ZM133 121H136V119L135 120H133ZM137 121H138V119H137ZM163 121V122H162ZM192 121V122H191ZM212 121V123H210ZM2 122V123H1ZM40 122V123H39ZM167 122V123H166ZM182 122V123H181ZM236 122H238V123H236ZM251 122L253 123V125L251 124ZM154 123V124H153ZM166 123V125H164ZM194 123V124H193ZM202 123L204 124V125H202ZM4 124H5V126H4ZM141 124V123H140ZM217 126H216V125ZM233 124V125H232ZM262 124V125H261ZM26 125V124H25ZM42 125V126H41ZM139 124L137 123V126H138ZM156 125V126H155ZM160 125V126H159ZM174 125V126H173ZM175 125H178V126H175ZM181 125V126H180ZM188 125V126H187ZM206 125V126H205ZM213 125H215V126H213ZM236 125H238V126H236ZM249 125H251V126H249ZM11 126V127H10ZM155 126V127H154ZM166 126V127H165ZM205 126V127H204ZM211 126V127H210ZM219 126V127H218ZM230 126H232L231 128H230ZM234 126H235V128H234ZM36 127H38V128H36ZM154 127V128H153ZM164 127V128H163ZM168 127H170V129L168 128ZM208 127V128H207ZM226 127V128H225ZM252 127H253V129H252ZM7 128V129H6ZM144 128V129H143ZM156 128V129H155ZM163 128V129H162ZM231 130V131H233L234 132V130H235V132L236 133H233V132H230L229 130ZM234 128V129H233ZM34 129H36V130H34ZM152 129H153V131H152ZM159 129V130H158ZM173 129V130H172ZM192 129V130H191ZM208 129V130H207ZM211 129V130H210ZM237 129V130H236ZM246 129V130H245ZM258 129H259V131H258ZM12 130V131H11ZM24 130V131H23ZM39 132H38V131ZM148 130V129H147ZM150 130V129H149ZM155 130V131H154ZM192 131V132H190V131ZM220 130V131H219ZM245 130V133H246V135H245V133L243 132ZM249 132H251V130L254 132V131H256V132H254L255 134L257 133H259L258 135L259 136H261V137H259L257 134L255 135L254 133V135L255 136H253V134H252V132L250 133V134H248L247 132L248 131ZM77 131H79V130H77ZM172 131H174V132H172ZM227 131H228V133L230 132V133H233V135L232 136H234V138H235V135H236V139H234V140H232V136L230 135V134H228L227 133ZM240 131H242L244 134L243 135H245V136H243L242 135V137H241V133H240ZM247 131V132H246ZM13 132V133H12ZM146 132V133H145ZM154 132L156 133V134H154ZM167 132V133H166ZM170 132H172V133H170ZM186 132V133H185ZM188 132H190V133H188ZM217 132V133H216ZM238 132V133H237ZM4 133V134H3ZM9 133V134H8ZM15 133V134H14ZM38 133H40L41 135H39ZM145 133V135H143ZM178 133V134H177ZM203 133V134H202ZM227 133V134H226ZM2 134V135H1ZM123 134V133H122ZM141 134V135H140ZM161 134V135H160ZM170 134V135H169ZM180 134V135H179ZM182 134V135H181ZM235 134V135H234ZM247 134L248 135H250V137H251V134H252V137H251V139L253 140H251L250 139V137L249 136H247ZM23 135V136H22ZM40 137H39V136ZM77 135H78V139H79V141L80 142H85L86 140L85 139H87L86 138V135L84 134V133H82V135H80V131H79V133L77 132ZM139 135V136H138ZM143 135V136H142ZM156 135V136H155ZM175 135H177L178 137H176ZM228 137H226V136ZM239 135V136H238ZM10 136V137H9ZM16 136V137H15ZM37 136V137H36ZM42 136V137H41ZM146 138H145V137ZM174 137V139H173V137ZM186 136V137H185ZM230 136V137H229ZM13 137L15 138V139H13ZM20 137V138H19ZM39 137V138H38ZM57 137V138H56ZM124 137V138H123ZM148 137V138H147ZM237 137H239V139L237 138ZM244 137V138H243ZM245 137H248L249 139L248 140H250V142L249 141H244V139H245ZM255 137V138H254ZM7 138H8V140H7ZM29 138V139H28ZM120 138H122L121 140H120ZM160 138V139H159ZM177 138V139H176ZM212 138V139H211ZM221 138V139H220ZM225 138V139H224ZM230 138V140H229V144H228V139ZM260 138H261V140H260ZM263 138V139H262ZM28 139V140H27ZM31 139V140H30ZM35 141H34V140ZM146 139V140H145ZM169 139V140H168ZM170 139H171V141H170ZM176 139V140H175ZM183 139V140H182ZM192 139V140H191ZM237 139H238V141H237ZM254 139L256 140L255 142H254ZM13 140V141H12ZM18 140V141H17ZM24 140H25V142H24ZM27 140V141H26ZM116 140H118V142L119 143H117V141ZM163 140V141H162ZM173 140V141H172ZM175 140V141H174ZM227 142H226V141ZM246 140V139H245ZM263 140V141H262ZM3 143H2V142ZM16 142V143H13V142ZM125 141V142H124ZM162 141V142H161ZM168 141V142H167ZM178 141V142H177ZM185 141V142H184ZM196 141H198L197 143H196ZM206 141V142H205ZM242 141H244L243 143H242ZM9 142V143H8ZM172 144H171V143ZM174 142H176V143H174ZM214 142V143H213ZM217 142V143H216ZM247 142H249L250 144H252L251 142H254L252 145H250V144H248ZM258 142V143H257ZM13 145H12V144ZM17 143H18V145H17ZM23 143V144H22ZM40 143V144H39ZM139 143H140V145H139ZM146 143H148V146H147V144ZM152 143V144H151ZM161 143H163V144H161ZM167 143V144H166ZM184 143V144H183ZM195 143V144H194ZM205 143V144H204ZM233 143H235L234 145H233ZM246 143V144H245ZM257 143V144H256ZM261 143V144H260ZM16 144V146H14ZM23 146H22V145ZM35 144V145H34ZM38 144V145H37ZM142 144V145H141ZM146 144V145H145ZM152 146V147H150V145ZM171 146H170V145ZM8 145V146H7ZM42 145V146H41ZM129 147H128V146ZM145 145V146H144ZM168 145V146H167ZM183 145V146H182ZM194 145V146H193ZM196 145V146H195ZM202 145H204V146H202ZM223 145V146H222ZM238 145V146H237ZM245 145H247L248 146V148L245 146ZM262 146L263 148H261L260 146ZM2 146H6V147H4V148H1ZM14 146V148L16 149V151H13V150H15L14 148H10V147H13ZM32 146H34V147H32V149H31V147ZM38 146V147H37ZM44 146V147H43ZM47 146V147H46ZM142 146H143V148H142ZM155 146V147H154ZM176 146V147H175ZM183 148H182V147ZM187 146V147H186ZM217 146V147H216ZM231 146V147H230ZM245 148H244V147ZM21 147H22V149L24 148V150H21ZM28 147V148H27ZM37 147V148H36ZM53 149L52 151H51V149ZM58 147V148H57ZM174 147H175V149H174ZM197 147V148H196ZM252 147V148H251ZM262 149H260V148ZM10 148V149H9ZM40 148V149H39ZM151 148V149H150ZM160 148V149H159ZM165 148V149H164ZM170 148V149H169ZM178 148V149H177ZM185 148V149H184ZM194 148V149H193ZM219 148H221V149H219ZM225 150H224V149ZM233 148V149H232ZM251 148V149H250ZM259 148V149H258ZM25 149H27V150H25ZM29 149V150H28ZM34 149H37V150H34ZM140 149H142V150H140ZM147 149V150H146ZM159 149V150H158ZM190 149V150H189ZM209 151H208V150ZM238 149V150H237ZM249 149V150H248ZM255 149V150H254ZM257 149V150H256ZM10 150V151H9ZM12 150V151H11ZM33 150V151H32ZM39 150H40V152H39ZM42 150V151H41ZM44 150V151H43ZM59 150V151H58ZM135 150V151H134ZM179 150V151H178ZM197 150V151H196ZM237 150V152H235V151ZM247 150L249 151V152H247ZM252 150H254V152L256 153V151L257 152H261V153H256L257 154V156H256V154L254 153V155H253V151ZM28 151V152H27ZM62 151V152H61ZM188 151V152H187ZM216 151V152H215ZM12 152L13 153H15L16 155H15V157H14V154L13 155H11L12 154ZM31 152V153H30ZM131 152V153H130ZM136 152V153H135ZM157 154H156V153ZM204 152V153H203ZM211 152V153H210ZM239 152V153H238ZM247 152V153H246ZM21 153V154H20ZM30 153V154H29ZM35 153H36V155H35ZM39 153V154H38ZM177 153V154H176ZM206 153V154H205ZM237 155H236V154ZM243 153H244V156H242L243 155ZM251 154V155H253V158H252V156L251 155H247V154ZM262 153H263V155H262ZM18 154V155H17ZM26 154V155H25ZM127 154H128V156H127ZM156 154V155H155ZM209 156H208V155ZM223 154V155H222ZM233 154V155H232ZM241 154V155H240ZM258 154H260V155H258ZM5 155V156H4ZM32 155H35V156H37V157H35V156H33L32 157ZM42 155H44V156H42ZM124 155H119V157L121 156H123L124 157ZM132 155V156H131ZM140 155H142L141 157H139ZM147 155V156H146ZM154 155V156H153ZM204 155V156H203ZM205 155H206V157H205ZM12 156H13V159H11V161L9 160L10 158H12ZM18 156H20V158L18 157ZM40 156V157H39ZM136 156H137V158H136ZM159 156H161V157H159ZM188 157V159H185V158H187ZM192 156V157H191ZM196 156V157H195ZM207 156H208V158H207ZM215 156H217V157H215ZM223 156V157H222ZM255 156V157H254ZM4 157V158H3ZM41 157H43V158H41ZM131 157V158H130ZM133 157V158H132ZM185 157V158H184ZM191 157V159H189ZM195 157V158H194ZM231 157V158H230ZM245 157V158H244ZM7 158H8V160H7ZM18 158H19V160H18ZM25 159V161L27 162H25L23 159ZM33 158V159H32ZM39 158V159H38ZM40 158H41V160H40ZM47 158V159H46ZM135 158V159H134ZM153 158V159H152ZM201 158H202V160H203V158L205 159H207V160H205V166L202 164V166H201V164H198V159L200 160V161H202L201 160ZM219 158H221V160H218ZM227 158V159H226ZM250 158H252V159H250ZM256 158V159H255ZM7 161H5V160ZM32 159V160H31ZM130 159H133L132 161H130ZM137 159V160H136ZM145 159V161H143ZM150 159V160H149ZM156 159V160H155ZM164 159V160H163ZM186 161H185V160ZM193 159V160H192ZM196 159V160H195ZM208 159H210V161L208 160ZM212 159H213V161H212ZM217 161V163L215 162V160ZM248 159V160H247ZM5 162H4V161ZM40 160V161H39ZM147 160V161H146ZM154 160V161H153ZM161 160V161H160ZM163 160V161H162ZM177 160V161H176ZM182 160V161H181ZM223 160V161H222ZM244 160H246V161H244ZM250 160V161H249ZM10 161V162H9ZM15 161V162H14ZM29 161H31V162H29ZM33 161V162H32ZM44 161V162H43ZM54 160H52V161H50V160H48V162H52V163H54L53 162ZM67 161V160H66ZM139 161V162H138ZM152 161V162H151ZM156 161V162H155ZM165 161V162H164ZM185 161V162H184ZM192 161V162H191ZM193 161H195V163H194V166H193ZM221 162V165H222V167H224L225 169H226V171H227V175H228V177H227V175L225 176L226 178H227V180H226V178L224 177V175L223 176H221L219 173L217 174V175H215V177L217 178L216 180V182H215V184H214V182H210V180H207L208 178H206L209 174H208V169L206 168V166L208 165V166H211V168H213V167H216L215 165H219L220 166V162ZM249 161V162H248ZM253 161V162H252ZM3 162V163H2ZM40 162V163H39ZM101 162V160L99 161L98 160V162L96 161V165L98 164V163H100ZM103 162V161H102ZM136 164H135V163ZM183 162V164H181ZM186 162H188V163H186ZM209 162H210V164H209ZM214 162V163H213ZM234 162V163H233ZM243 162H245L244 163V166H243ZM247 162V163H246ZM252 162V163H251ZM8 163V164H7ZM11 163V164H10ZM16 164V165H14V164ZM19 165H18V164ZM22 163V164H21ZM25 163V164H24ZM31 163H32V165H31ZM129 163L130 164H132V165H129ZM142 163V164H141ZM147 163V164H146ZM148 163H150V164H148ZM165 163H167V166L165 165H163V164H165ZM174 163V164H173ZM179 163V164H178ZM186 163V164H185ZM197 163V164H196ZM208 163V164H207ZM211 163H213V164H211ZM216 163V164H215ZM251 163V164H250ZM6 164V165H5ZM13 164V166H11ZM28 164H30V165H28ZM140 164V165H139ZM159 164H160V166H159ZM248 164H249V166H248ZM21 165L22 166H24L23 168L21 167ZM27 165V166H26ZM54 165L56 166V163H54ZM64 165V164H63ZM62 165V166H63ZM134 165V166H133ZM142 165H143V167H142ZM146 165H151V167H149V169H152L151 171L150 170H148V166H146ZM156 165V166H155ZM162 165V166H161ZM177 165V166H176ZM181 165H182V167H181ZM197 165H199L198 167L199 168H197V169H195L196 168V166ZM213 165V166H212ZM227 165H228V167H227ZM241 165V166H240ZM250 165H254L253 166V168H252V166H251V168H250ZM3 166V167H2ZM16 166V168H17V172H16V168H14ZM62 166H60L59 168L58 167H56L57 168V172L58 171H60L61 173L63 172V174L62 175H59V176H62V178H69V177H71V178H73V174L71 173L70 174V169L69 170H67V168L69 167H67V164H65L63 167V169H62ZM66 166V167H65ZM100 166H102V168L103 169H101V170H103V172L101 171L100 172V174H102L103 176H104V172L106 171V167H104L103 166V163L102 164H100ZM99 166V167H100ZM131 166V167H130ZM137 166V167H136ZM139 166V167H138ZM152 166L154 167V169L152 168ZM192 166V167H191ZM218 166V167H219ZM231 166V167H230ZM261 168H260V167ZM3 168V171H2V168ZM6 167V168H5ZM10 167H13L12 169H10ZM160 167H166V168H164V170L162 169V168H160ZM167 167H168V169H167ZM170 167V168H169ZM181 167V168H180ZM201 167H203V168H201ZM230 167V168H229ZM263 167V168H262ZM8 168V169H7ZM70 168V167H69ZM139 168H141V169H139ZM143 168H145L146 170H147V172H145L146 170L145 169H143ZM157 168H159L158 170H157ZM176 168V169H175ZM191 168V169H190ZM220 168V167H219ZM244 168V169H243ZM247 168V169H246ZM249 168V169H248ZM259 168V169H258ZM29 169V170H28ZM105 169V170H104ZM130 169V170H129ZM160 169H161V171H160ZM188 169V170H187ZM205 169V170H204ZM229 169V170H228ZM7 170V171H6ZM8 170L9 171H11V172H8ZM12 170H14V172H12ZM20 170V171H19ZM67 170V171H66ZM125 172H124V171ZM140 170V171H139ZM155 170L156 171H158V173L156 174L155 173ZM176 170V171H175ZM200 170V172H198ZM203 170V171H202ZM244 170V171H243ZM6 171V172H5ZM18 171H19V173H18ZM65 171V172H64ZM121 171V170H120ZM180 171H182V172H180ZM192 171H194V172H192ZM197 171V172H196ZM233 171V172H232ZM235 171V172H234ZM248 171V172H247ZM8 172V173H7ZM25 172V173H26ZM59 172V173H60ZM121 172V174H123ZM151 174H150V173ZM160 172V173H159ZM183 172H184V174H183ZM190 172H192L193 174H195L196 173V175H192V173H190ZM203 172H204V174L205 175H207L206 177H205V175L203 174ZM14 173H15V175H16V177H15V175H14ZM66 173V174H65ZM106 173H107V176L109 175V172H108V169H107V171H106ZM147 173V174H146ZM180 173V174H179ZM182 173V174H181ZM201 173V174H200ZM233 173H234V175H233ZM244 173V174H243ZM255 173V174H254ZM5 174V175H4ZM7 174V175H6ZM10 174V175H9ZM71 175V176H69V175ZM127 174H128V172H127ZM153 174V175H152ZM202 174H203V176L204 177H201L202 176ZM212 174V173H211ZM231 174V175H230ZM241 174V175H240ZM18 175H20V176H18ZM106 175V174H105ZM145 175V176H144ZM148 175H150V176H148ZM181 175V176H180ZM220 175V176H219ZM235 175H237V176H240L241 178H242V181L241 180H239V179H241L240 177H237L236 176V178H238V179H235V177H233V176H235ZM256 175V176H255ZM8 176V177H7ZM9 176H11L10 178H9ZM107 176H105L104 178H107ZM189 176H191V177H189ZM229 176H232L230 179H229ZM259 176V177H258ZM3 177V178H2ZM5 177H7L8 179H6ZM14 177V178H13ZM18 177V178H17ZM108 177H110V176H108ZM190 178L191 180H190V182H188V179L187 178ZM196 177V178H195ZM200 177V178H199ZM218 177L219 178H221V179H218ZM248 177V178H247ZM258 177V178H257ZM5 178V179H4ZM206 179V184L208 185H206V184H203L205 181V179ZM210 178V177H209ZM233 178V179H232ZM12 179V180H11ZM14 179H16V180H14ZM70 179V178H69ZM195 179H197V182H196V180ZM200 179V181H198ZM236 181H235V180ZM256 179L258 180V181H256ZM2 180H4V181H2ZM10 180V181H9ZM187 181V183H186V181ZM220 180V181H219ZM240 181V183H239V181ZM255 182H254V181ZM4 182L3 184H2V182ZM192 181H194V182H192ZM201 181H204V182H201ZM223 181H225V182H223ZM227 181L229 182V184L231 185H229L228 183H227ZM230 181L232 182V183H230ZM235 181V182H234ZM251 181H252V183H251ZM7 182H9V183H7ZM80 182V181H79ZM182 182H183V180H182ZM208 182H210L209 184H208ZM218 182H220L221 184H219ZM254 182V183H253ZM86 183H88L87 181L84 183V184H82V182L81 183H79V185H82V186H80V187H82V188H84V189H87V187H88V184H86ZM189 183H190V185H189ZM196 183V184H195ZM202 183V185H200ZM216 183H217V185L219 184V186H216ZM222 183H223V185H222ZM233 183H236L237 184V186H236V184H233ZM247 185L246 183H248V185L250 186V185H253L254 186V188H253V186L252 187H250V189L248 188L249 186L247 185L246 187H244L243 188V185ZM251 183V184H250ZM1 184H2V186H1ZM85 184H86V186H85ZM188 184V185H187ZM193 184H194V186H193ZM198 184V185H197ZM212 184H214L215 186H214V189H211V188H213V187H209L210 185L211 186H213ZM226 184H228V185H226ZM190 186V187H189ZM199 186V187H198ZM201 186V187H200ZM203 186V187H202ZM222 188H221V187ZM223 186H225L226 188H224ZM229 186V187H228ZM233 186V187H232ZM238 186H240V187H238ZM193 187H195V189L193 188ZM220 188V189H217V188ZM228 187V188H227ZM232 187V188H231ZM198 188V189H197ZM200 188V189H199ZM204 188V189H203ZM206 188L208 189V190H206ZM210 188V189H209ZM239 188V189H238ZM243 188V189H242ZM252 188V189H251ZM137 189V188H136ZM139 189V188H138ZM192 189V190H191ZM215 189H217L218 191V193H220V190L223 192L222 193V195L221 196H218V194L216 193V190ZM223 189V190H222ZM230 189V190H229ZM140 190V189H139ZM215 190V191H214ZM224 190H228V192L227 191H224ZM249 190H252V191H249ZM195 191V192H194ZM201 191L203 192V193H201ZM205 191H207V192H205ZM208 191H210L211 192V194H209L208 193ZM213 191V192H212ZM206 194H205V193ZM237 192H238V194H237ZM171 194L173 193L172 191L170 192ZM169 193V194H170ZM193 193H196V194H193ZM199 194V196L201 195V194H204L205 195V197H203L204 195H201L200 197L198 196V194ZM236 193V194H235ZM170 194V195H171ZM193 194V195H192ZM214 194H216L218 197L217 198H219V199H216V202H215V198L213 197L212 198V196L211 195H214ZM227 194V195H226ZM249 194V195H248ZM193 197H192V196ZM197 195V196H196ZM210 195V196H209ZM230 195H228V196H230ZM241 195H243L242 197L244 198H242L241 197ZM198 198L197 200H195V198L196 197ZM208 196L210 197V199L208 198ZM223 196V197H222ZM236 196L237 197H240L241 199H242V201H241V199L240 198H236ZM202 197V198H201ZM263 197V195L262 196H260V198H259V200H258V202L256 203V205L258 204V203H260L259 201H261V200H263L264 199V197ZM204 198H205V200H204ZM208 198V200L206 201V199ZM222 198V199H221ZM226 198V199H225ZM189 201H188V200ZM190 199H192V201H190ZM194 199V200H193ZM202 199H203V201H202ZM228 199V200H227ZM236 199V200H235ZM183 202H182V201ZM199 200V201H198ZM209 200H210V203H209ZM212 200V201H211ZM233 200H235V201H233ZM141 201V200H140ZM140 201H137L136 203L138 204V202H139V204H140ZM174 201V202H173ZM180 201H181V203H180ZM191 202V203H188V202ZM197 201H198V204H197ZM201 201V202H200ZM204 201H206V202H204ZM219 201V202H218ZM247 201V203H244V202H246ZM144 204H143V203ZM171 202H173L172 204H171ZM196 202V203H195ZM203 202V203H202ZM234 202H236L235 203V205H234ZM238 202V203H237ZM240 202V203H239ZM261 202H263V201H261ZM141 203H142V205L140 204V206L139 205H136V206H139V207H137L138 208V210L140 211L139 212V214L137 215V218H135V221H134V225L136 226L138 223V225H142V224H144V225H142L143 226V228H144V226L146 225H148L149 224V220L147 219L148 217H149V213H150V211H151V209H149V207H146V203H147V201L144 199H142V201H141ZM187 203V204H186ZM210 205H209V204ZM215 203H216V205H215ZM243 203V204H242ZM180 204V205H179ZM185 204V205H184ZM193 205V206H191V205ZM198 206H197V205ZM202 204V205H201ZM206 204H208V205H206ZM212 204V205H211ZM144 205V206H143ZM183 205V206H182ZM204 205H206V206H204ZM214 205V206H213ZM239 205V206H238ZM143 206V208H141ZM147 206H148V204H147ZM185 206L187 207H189V208H191V210H187L188 209V207H187V209L185 208ZM201 207V208H196V207ZM211 208V207H213V209L211 208L210 210H209V208ZM235 206L237 207V209L235 208ZM204 207H206V208H204ZM218 207V206H217ZM242 207H240V209L242 208ZM144 208H148L147 210L146 209H144ZM183 208V209H182ZM233 208V209H232ZM169 210H170V208H168ZM185 209H186V211H185ZM193 209V210H192ZM194 209H195V211H194ZM196 209H198V211L199 212H197V210ZM205 209H207L208 210V212H207V210H205ZM218 209V210H217ZM141 211L143 212V213H141ZM171 211V210H170ZM206 211V212H205ZM144 212H145V214H147V215H145L144 214ZM149 212V213H148ZM192 212V213H191ZM195 212H197V213H195ZM202 212V213H201ZM141 213V214H140ZM186 215H185V214ZM203 213H205V214H203ZM229 213V214H230ZM195 214H197V215H200V216H197V215H195ZM204 216H203V215ZM142 215V216H141ZM145 215V216H144ZM190 215H192V216H190ZM193 215L195 216L194 218H192L193 217ZM138 217H140V218H138ZM145 217V218H144ZM199 217V219H197ZM202 217V220H200V218ZM245 217V216H244ZM192 218V219H191ZM196 218V219H195ZM189 219V220H188ZM192 221H191V220ZM204 219V220H203ZM142 220V221H141ZM145 220V221H144ZM137 222V223H136ZM189 222V223H188ZM147 223V224H146ZM193 223V224H192ZM151 224H152V226H151ZM154 225H155V222L154 221H152V223H150L148 226V228L147 229H149V231H150V234H151V230H150V227H151V229L153 230L154 229ZM146 226H145V228H144V230H143V228H142V232L144 231L145 232V230H146ZM127 230V229H126ZM149 231H148V234H147V231H146V236H149ZM201 232H202V230H200ZM120 233H123V234H127L128 233V230L127 231H125V233H124V230H122V231H119ZM143 232V233H144ZM203 233V232H202ZM122 234V236H123V239L121 238V236L119 237L118 235H119V233H118V235H117V237L115 236V238L113 239V237H112V239L114 240V246H118V248H116V247H114V249H116V251L115 252H113L112 251V254L115 256V264H120V263H124V264H136V262H137V264H138V259L136 260V258L138 257V256H142V254H146V253H149L148 255L149 256H151V257H149V260L151 259V258H153L152 256L154 255V253L157 251V249H155L156 248V246H154L155 248H153V245H151L152 246V250H151V246H149L148 245V247H142L141 245H138L137 243H135V242H137V239L136 238H138V236L137 235H132V236H130L131 234H127V237L126 236H124ZM198 234H200V232H198ZM204 234V233H203ZM202 235V234H201ZM128 236H130V238L128 237ZM135 236H137L136 238H134ZM131 237H133V238H131ZM125 238V239H124ZM128 238V239H127ZM2 239V238H1ZM119 239V240H118ZM130 239V240H129ZM131 240H133V244L132 243H130V245H126V244H128ZM135 240V241H134ZM129 241V242H128ZM132 242V241H131ZM120 243V244H119ZM135 243V244H134ZM261 243V241L260 242H258L257 244H260ZM119 244V245H118ZM55 244H53V246L51 247H49V251H54V252H56V251H58V250H60V248L58 249V246H56V248H55V246H54ZM132 245V246H131ZM134 245H137V246H134ZM129 246V247H128ZM128 247V248H127ZM133 247V248H132ZM134 247H140L139 249L137 248V249H135ZM51 248V249H50ZM52 248H54V249H52ZM126 248V249H125ZM142 248H143V250H142ZM178 247L176 246H174L173 247V249L174 250H176ZM120 249V250H119ZM153 249H155V252H154V250ZM131 250V251H130ZM138 250V251H137ZM151 250V251H150ZM130 251V252H129ZM137 251V253L138 254H136L135 252ZM141 251H143L144 253H142ZM125 252V253H124ZM151 252V253H150ZM117 253V254H116ZM121 255H120V254ZM136 254V256H134ZM258 254L259 255H263L264 254V252H262V251H260V252H258ZM257 253L255 254V255H253V256H256L257 257V255H258ZM118 257H117V256ZM123 255H125V256H123ZM129 255H131V256H129ZM132 255H133V257H132ZM258 255V258L259 259H263V258H261V256H259ZM127 256V257H126ZM244 256V255H243ZM253 256H251V255H249L248 256V254H245V258L243 257V260L244 261H247L246 259L248 258L249 260H250V258H252ZM117 257V258H116ZM124 257V258H123ZM136 257V258H135ZM135 258V259H134ZM139 258V257H138ZM126 261H125V260ZM127 259H128V262H127ZM148 260V261H149ZM154 262H153V261ZM151 260V262H150V264H156V259H152ZM35 261H37V263L35 262ZM35 261H33V264H39L38 262H39V260H35ZM118 261V262H117ZM132 261H133V263H132ZM134 261H136V262H134ZM55 264H56V262H54ZM42 264H45V263H42ZM148 264H149V262H148Z\"/></svg>",
  "mask_w": 264,
  "mask_h": 264
}]
</instances>
